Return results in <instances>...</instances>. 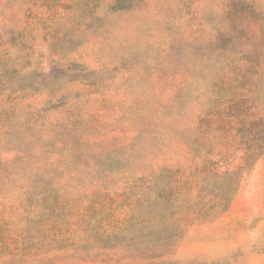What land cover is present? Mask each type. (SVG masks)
Here are the masks:
<instances>
[{"label":"rangeland","instance_id":"1","mask_svg":"<svg viewBox=\"0 0 264 264\" xmlns=\"http://www.w3.org/2000/svg\"><path fill=\"white\" fill-rule=\"evenodd\" d=\"M0 264H264V0H0Z\"/></svg>","mask_w":264,"mask_h":264}]
</instances>
